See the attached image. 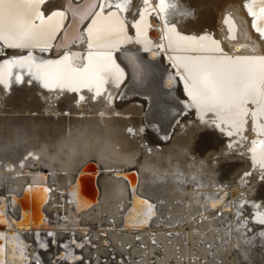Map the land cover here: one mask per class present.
I'll list each match as a JSON object with an SVG mask.
<instances>
[{
  "label": "bare ground",
  "instance_id": "6f19581e",
  "mask_svg": "<svg viewBox=\"0 0 264 264\" xmlns=\"http://www.w3.org/2000/svg\"><path fill=\"white\" fill-rule=\"evenodd\" d=\"M71 1L79 0H0V56L8 55L0 63V163L11 158L7 168L0 164V258L4 264H242L246 248L239 254L229 242L217 258L206 259L201 243L213 239L211 230L242 205L235 194L245 192L241 174L264 161V86L258 84L257 95L242 97L237 106L212 109L190 91L201 68L226 70L232 61L264 56V0H176L177 7L169 0H98L73 45L61 49L64 6ZM8 73L17 83L11 84ZM45 84L59 98L51 114L40 109L36 96ZM188 109L224 140L207 156V169L185 151L200 125L185 119ZM64 118L81 121L66 149L59 139L50 143ZM142 124L154 129L139 154L134 137ZM25 146L38 166L29 159L20 168V159H12ZM231 152L246 156V168L236 172L238 187L208 193L205 210L195 212V195L188 198L192 185L209 190L216 158ZM10 199L21 208H11ZM185 213L193 214L188 227L194 235L188 238L183 226L189 223L177 217ZM32 217L39 218L37 225ZM254 233L253 244L264 251V234Z\"/></svg>",
  "mask_w": 264,
  "mask_h": 264
},
{
  "label": "rangeland",
  "instance_id": "374dc122",
  "mask_svg": "<svg viewBox=\"0 0 264 264\" xmlns=\"http://www.w3.org/2000/svg\"><path fill=\"white\" fill-rule=\"evenodd\" d=\"M169 1H171V3H173L172 5H176V7H177V4H175L176 3V0H169ZM174 1H175V3H174ZM5 53V56L6 57H3L2 55L0 56L1 58L0 59H4V60H1V64H2V62H4V61H6L7 59H5V58H7L8 57V55H6V52H4ZM3 57V58H2ZM40 57H42V56H40ZM49 57L47 56V59H48ZM8 59H10V58H8ZM12 59H15V58H12ZM22 72H23V74L24 75H26V76H29L30 75V70L29 69H23L22 70ZM26 73V74H25ZM8 76H9V78H8V80H12V78L14 77L15 78V76L12 74V73H10V75H9V73H8ZM16 80V79H15ZM11 81V84L12 83H14V82H16V81ZM17 83V82H16ZM178 88V85H177V87H176V89ZM89 90L90 89H88L87 90V92H89ZM37 91H39V92H36L35 94H36V96L39 98V96H40V98H39V102H40V104H41V106H40V109L41 110H43V111H46V110H49L48 112H52V110L55 108H57L58 107V103H59V98H55L54 96H53V94H54V90L53 89H48V88H46V87H41V88H39V90H37ZM38 93H39V95H38ZM41 93V94H40ZM48 93H49V95H48ZM43 95V96H42ZM135 97H142V99L144 98V96H136V94L134 95ZM52 97V98H51ZM54 97V98H53ZM97 97V95H95V98H93V101L95 102V99H97L96 98ZM132 97V96H131ZM131 97H129V98H131ZM44 98V99H43ZM47 98H48V100H47ZM49 98H51V99H49ZM128 99V97L127 98H124V99H122L123 101H125V100H127ZM51 102H50V101ZM3 100H0V103H3L2 102ZM49 101V102H48ZM48 103V104H47ZM118 103V102H117ZM48 106V108H46ZM51 107V108H50ZM97 108V110L98 109H100L99 108V106H96ZM45 108V109H44ZM78 108H80V107H78ZM79 110H81V109H79ZM95 110V109H94ZM47 112V114H51V112L50 113H48ZM90 114H92V113H90ZM183 114H184V117H185V119H188V118H190V119H188V120H190V121H192L193 123H194V121L193 120H195V124H197V125H199L198 126V128L196 129V131L193 133V137L191 138V141H190V143L188 144V146L187 147H185V151H186V153H187V156H189V158H192V160L195 162L196 160L197 161H200V163H201V161H202V163L201 164H204L203 165V167L204 168H208V161H207V156H209L212 152H214V151H217V150H219L220 148H222L223 147V144L222 143H224V140L221 138V137H219V136H217L218 134H216L215 133V131H214V127H212L211 125H209V123H207V122H202V121H197L198 120V118H195V116L197 117V116H200L199 115V112L198 111H193L192 112V110H183ZM65 115H66V113H65ZM193 115H195L194 117H193ZM68 116V115H67ZM90 116V115H89ZM187 117V118H186ZM192 118V119H191ZM67 119V120H66ZM71 120V121H70ZM180 121V120H179ZM197 121V122H196ZM64 122H66L67 123V125H66V123H64ZM81 123V121H75V120H72V119H70V118H64L63 119V121H62V128H61V130L58 132V133H56V134H52L51 133V137H50V143L51 142H58V141H56L57 139H59V140H61L62 141V143L64 144V149H66V147L68 148V146H70L71 144H72V142H73V139L72 138H74L76 135V132H75V129L77 128V126L79 127V124ZM202 123V124H201ZM75 126H74V125ZM128 124H130V122L128 123ZM209 125V126H202V125ZM69 125V126H68ZM72 125V126H71ZM180 125V124H179ZM142 126H143V128H140V129H142V130H140L139 132H137L136 134V137H134L135 138V142L137 143V146L139 147V146H141V147H139V154H141V152H142V154H143V152L147 149V145H146V143L149 141L147 138H148V136H147V132H148V130L150 131V130H153L154 129V127H153V129L152 128H150V127H148V126H145L144 127V124H142ZM184 125H182L181 127H183ZM148 127V128H147ZM180 127V128H181ZM212 127V128H211ZM215 128H216V130L218 131L219 129L221 130V128H220V126H219V128H218V126H215ZM69 129V130H68ZM144 129H146V130H144ZM200 131H199V130ZM203 129V130H202ZM210 129H212V130H209ZM129 130V129H128ZM127 130V131H128ZM68 131V132H67ZM141 131H144V132H141ZM65 132V133H64ZM74 132V133H73ZM197 132V133H196ZM205 132H206V134H205ZM223 132V133H222ZM208 133V134H207ZM210 133V134H209ZM219 133H222L223 135H225L226 133H224V131H219ZM213 134V135H212ZM55 135V136H54ZM139 135V136H138ZM181 135V134H180ZM183 136L184 135H186L185 134V132H183V134H182ZM181 135V136H182ZM145 138H143V137ZM67 137V138H66ZM139 137V138H138ZM142 137V138H141ZM147 137V138H146ZM228 137H231V136H228ZM62 138V139H61ZM141 138V139H140ZM69 140V141H68ZM140 140V141H139ZM143 142H142V141ZM145 140V141H144ZM138 141V142H137ZM29 141H25V143L24 144H26V143H28ZM228 142V140L226 141L225 140V143H227ZM69 143V144H68ZM140 143H141V145H140ZM41 143L40 142H37V143H35V145H34V147L36 148V149H38L39 150V148L41 147ZM146 145V146H145ZM120 146V145H119ZM29 147L30 146H25V147H23V148H21L20 149V152H19V154L17 155V156H15L14 158H12V159H14V160H17V159H20L19 161H18V165H20V168H23L24 167V162H27L29 159H31L33 162L30 164V165H34V166H38L39 165V163H36L37 162V157L35 156V155H33L32 153L33 152H31V151H29L28 149H29ZM54 147V146H53ZM52 147V149H51V151L52 150H54L55 148H53ZM118 147V146H117ZM146 147V148H145ZM144 148V149H143ZM28 150V151H27ZM23 151V152H22ZM212 151V152H211ZM232 154H226V155H224V156H222V158L220 157V158H216V161H215V163L216 164H214V166L212 167V169H211V177L215 180L214 181V183L212 182V181H210V184H211V186H209L210 187V189L209 190H207L206 188L207 187H205V185L203 184V186H202V184H194V185H192L193 187H192V189H193V191H192V189L190 190V197L188 196V198H191L192 197V195L194 196V197H192V199H198V201L196 202V200H195V202H194V205L196 204L197 206H196V208H195V212L196 211H198V210H202V209H204L205 210V208H206V202L208 201V199H207V194L209 193H214L215 191H216V194L218 193V191H220L221 189H222V187L223 186H227V189H228V186H229V188H230V186H231V188L232 187H235V185H237V187H238V177L237 176H239V174H236V172L237 173H240L241 172V170H243L244 168H246V164H247V162H246V160H243V158H246V156H243V157H240V154L238 155V153L236 154V152H231ZM29 154H30V156H29ZM230 155V156H229ZM231 155H237V156H234L233 158H231L232 156ZM27 156V157H26ZM33 157H35V158H33ZM226 157H228V158H226ZM25 158V159H24ZM215 157L214 156H212L211 157V159H214ZM235 158V159H234ZM11 158H9V157H5L4 159H3V161L0 163V164H2L5 168H7L8 167V164L10 163V160ZM221 159V160H220ZM218 160V161H217ZM262 160V159H261ZM261 160H258V162H255V164L254 165H252L251 167H249V169H250V173L248 172L247 173V171L246 172H244V174L242 175L241 174V177H240V180H243V179H245V180H243L242 182H245V187L244 188H241V189H243L245 192H244V195H243V193H242V195H239L240 194V192H236L235 194L237 195V200L238 201H242L241 202V206H239V208H238V210H237V212L236 213H238V214H236V213H232V214H230V217H231V221L229 220V222L228 221H226V220H228V219H230V217H226L225 218V220L223 219V221H221L220 223L222 224V225H217V227H215V229L213 230H211V233L213 234L212 236H214L213 237V239L211 238V240L208 242L207 241V243H210L211 245H209V244H207L206 242L204 243L203 241H202V246H203V249H206L207 251H205L204 250V256L206 255V259H209L210 257L211 258H214V257H216L217 258V256H216V254H217V252H219L220 250H218L219 248H222V247H225V246H227V245H229L230 243L233 245V246H231L232 248L234 247V248H236L235 249V251H237V252H239V254H241V248H242V250H243V248H246V250H247V253H248V258L245 260V261H243V262H241L242 264H257V263H259V264H264V251L262 250V248H260V250H257V249H259V247L257 248V245L258 244H253V242H252V238L254 237V232H262L263 234H264V161L262 162ZM23 161V162H22ZM220 161V162H219ZM259 161H261V162H259ZM21 162V163H20ZM8 163V164H7ZM206 163V164H205ZM227 163V164H226ZM7 165V166H6ZM207 165V166H206ZM257 165V166H256ZM259 165H262V167L263 168H261V167H259ZM254 166V167H253ZM253 167V168H252ZM259 167V168H258ZM259 169H260V171H259ZM257 170V171H256ZM240 171V172H239ZM263 171V172H262ZM213 172V173H212ZM253 174H252V173ZM258 172V174H256V173ZM177 173V174H176ZM175 174L178 176H180V177H182V175H181V173H179V171L178 172H176ZM261 173V174H260ZM235 174V175H234ZM245 174H248L247 175V177H246V175ZM253 176H252V175ZM256 174V175H255ZM261 175V177H260V175ZM237 175V176H236ZM245 175V176H244ZM251 175V176H250ZM258 175V176H257ZM263 175V176H262ZM235 176V177H234ZM243 176V177H242ZM248 176H250V177H248ZM245 177V178H244ZM251 177H253V179L251 180ZM235 178L237 179V180H235ZM256 180H255V179ZM262 178V179H261ZM250 179V180H249ZM180 180H182V179H180ZM184 180V179H183ZM182 180V182H184ZM232 180H234L236 183H233L234 181H232ZM232 181V182H231ZM247 181V182H246ZM256 181V182H255ZM216 182V183H215ZM251 182V183H250ZM253 182V183H252ZM230 183H232V185H230ZM250 183V184H249ZM55 184V183H54ZM209 184V185H210ZM228 184V185H227ZM249 185V186H247V185ZM196 185V186H195ZM252 185V186H251ZM195 186V187H194ZM200 188H199V187ZM217 186V187H216ZM251 186V187H250ZM208 187V188H209ZM219 187H220V189H219ZM249 187V188H248ZM198 188V190H196ZM202 188V189H201ZM214 190H213V189ZM224 188H226V187H223V189ZM201 191H203V192H201L200 193V190ZM204 189V190H203ZM218 189V190H217ZM246 189L248 190V191H246ZM211 190H213V191H211ZM196 192H197V195H196ZM191 193H193V194H191ZM202 193H204V194H202ZM205 193H206V195H205ZM201 194V195H200ZM208 194V196H210ZM203 195V196H202ZM206 197H205V196ZM201 198H200V197ZM197 197V198H196ZM204 198V200L203 201H201L203 198ZM243 197V198H242ZM187 198V199H188ZM200 198V199H199ZM209 198V197H208ZM248 198V199H247ZM240 199H243V200H240ZM193 200V201H194ZM180 201V200H179ZM246 201V202H245ZM249 201H250V203H249ZM201 202V203H200ZM204 202H205V204H204ZM243 202H245V203H243ZM247 203V204H246ZM200 204V205H199ZM205 205V206H204ZM202 207V208H199V207ZM199 208V209H198ZM190 213H192V212H190ZM193 214H194V212H193ZM193 214H189V216H188V214L187 213H185V215L184 214H180L181 216H183V220H182V218H181V216L179 215V216H177V217H180L179 219H181L180 221H182V222H184L185 224H186V222H188L189 224H186V225H184L183 226V229H185V231H186V238H188V237H190V235H194V232H193V227H188V226H190V221L192 220V215ZM187 215V216H186ZM231 215H233V216H231ZM236 215V216H235ZM238 215H240V216H238ZM253 215V216H252ZM237 217V218H236ZM239 217V218H238ZM184 218H185V221H184ZM191 218V219H190ZM233 218V219H232ZM239 219V220H238ZM242 219V220H241ZM249 221H248V220ZM238 220V221H237ZM241 220V221H240ZM240 221V222H239ZM223 222V223H222ZM224 222H227L226 224H227V226H226V224H224ZM243 222H244V224H243ZM248 222V223H247ZM242 223V224H241ZM232 224V225H231ZM238 226H237V225ZM242 225V226H241ZM221 226H223V228L225 229H223L222 228V230L220 229L221 228ZM226 226V227H225ZM232 226V227H231ZM245 228H244V227ZM230 227V228H229ZM237 228L236 229V231L238 230V229H242V227H243V230H241V231H235L234 229L235 228ZM240 227V228H239ZM191 229V230H190ZM218 229V230H217ZM216 230V231H215ZM221 230V231H220ZM225 232H224V231ZM233 230V231H232ZM212 231H215V232H212ZM217 231H220V232H217ZM229 231V232H228ZM247 231H249V232H247ZM217 232V233H216ZM224 232V234H226V236H224V234H222ZM236 233V234H235ZM245 233H246V236H245ZM217 234V235H216ZM231 234V236H229ZM247 234H249V235H247ZM253 234V235H252ZM227 235H228V238H227ZM239 235V236H238ZM222 236H223V238H222ZM240 236H242V237H240ZM245 236V237H244ZM257 236V235H256ZM221 237V238H220ZM236 238V239H235ZM247 238V239H246ZM218 239V240H217ZM221 239V240H220ZM232 241H231V240ZM242 239V240H241ZM250 239V240H249ZM203 240V239H202ZM220 240V241H219ZM224 240V241H223ZM236 240V241H235ZM221 241H223L224 242V244H223V242H221ZM238 241V242H237ZM218 242H220V243H218ZM227 244H226V243ZM230 242V243H229ZM186 243H187V241H186ZM236 243H237V245L239 246V248L240 249H237L238 248V246L236 245ZM241 245H239V244ZM205 244H207L206 246V248H205ZM223 244V245H222ZM187 245H188V243H187ZM213 245V246H212ZM217 246H219L218 248H217ZM213 247V248H212ZM216 248V249H215ZM234 248H233V250H234ZM253 248V249H252ZM214 249V250H213ZM251 249V250H250ZM210 250L212 251L211 253H209L210 252ZM217 250V251H216ZM241 252H240V251ZM253 250H254V252H253ZM261 250H262V252H261ZM190 251V250H189ZM215 252V253H214ZM260 252V253H259ZM209 253V254H208ZM196 254V250H192L191 251V257H192V259H191V261H194L193 259H195V257L193 258V255H195ZM238 254V253H237ZM250 254V255H249ZM259 254V255H258ZM215 255V256H214ZM254 255H257V256H254ZM209 256V257H208ZM259 256V257H258ZM208 257V258H207ZM256 257V258H255ZM263 257V260H261V258ZM198 258V257H197ZM257 258H260V262L257 260ZM252 260H255V261H252ZM247 261H249V262H247ZM256 261H257V263H256Z\"/></svg>",
  "mask_w": 264,
  "mask_h": 264
},
{
  "label": "snow or ice",
  "instance_id": "6c2138e0",
  "mask_svg": "<svg viewBox=\"0 0 264 264\" xmlns=\"http://www.w3.org/2000/svg\"><path fill=\"white\" fill-rule=\"evenodd\" d=\"M98 0H92L95 5ZM120 7V5H117ZM62 15V13H59ZM13 13H8V20L11 24ZM12 46V45H10ZM19 46V45H15ZM192 85L190 95L193 100L207 105L210 109L217 106H237L242 97H255L259 92L258 84L264 86V56L245 57L242 60L232 61L228 68L220 69L213 67H204L198 71L197 75L192 77ZM48 85L45 84V87ZM150 214L154 215L152 206L148 205ZM4 220L0 216V224ZM51 235V233H49ZM5 236L0 234V241ZM83 247V245H79ZM4 249L0 246V253ZM0 264H4V260L0 258Z\"/></svg>",
  "mask_w": 264,
  "mask_h": 264
},
{
  "label": "water",
  "instance_id": "95a60500",
  "mask_svg": "<svg viewBox=\"0 0 264 264\" xmlns=\"http://www.w3.org/2000/svg\"><path fill=\"white\" fill-rule=\"evenodd\" d=\"M96 4L93 5L92 0H79L77 2L71 1L68 6H67V4L64 6L68 11V18L66 20L67 23H66L65 29L60 35V41H61V44L63 45L60 47L61 49L68 48V47L73 45V43L77 37V31L82 27L84 22L90 17L92 10L96 7ZM54 46H53V49L55 50ZM164 79H165V77H164ZM172 86H174L176 88L177 83H175V85H172ZM76 180H77V178L72 183V185L76 182ZM93 185L97 189L96 180L93 181ZM18 197H22V194H20V196H18ZM9 201H10V207L11 208H13V207H16L17 209L21 208V207H19L18 202H16L15 204H12V199H10ZM129 202H130V200L127 201V203H129ZM39 203H37V206L40 205ZM130 207H131V205H127V209H126L127 214L130 212V209H131ZM36 209L38 210L37 207H36ZM37 210H35V212ZM1 213L2 212L0 210V214ZM32 213H34V210L32 211ZM6 214L10 215L11 217H14V213L11 209H7ZM127 214H125V216H127ZM3 218H5L4 215H3ZM33 220H34V225H37L39 222V218L34 219V217H32L31 223H33ZM103 262H104V260H103Z\"/></svg>",
  "mask_w": 264,
  "mask_h": 264
}]
</instances>
